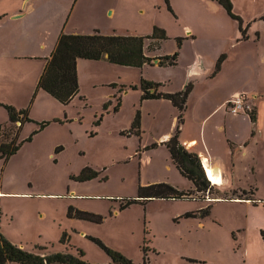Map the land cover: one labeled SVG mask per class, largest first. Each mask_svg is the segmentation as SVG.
<instances>
[{
	"label": "rangeland",
	"instance_id": "rangeland-1",
	"mask_svg": "<svg viewBox=\"0 0 264 264\" xmlns=\"http://www.w3.org/2000/svg\"><path fill=\"white\" fill-rule=\"evenodd\" d=\"M67 1H71L68 9ZM231 2L242 26L249 24L247 39L241 38L238 21L231 19L217 0L57 1L58 16L85 17L86 22H98L111 34L145 36L153 26L161 27L168 38L160 45L145 39V54L158 57L177 50L178 56L175 65L143 68L84 59L90 64L80 73L78 94L66 104L42 89L36 100L35 88L29 93L32 82L28 71L2 73L7 79L0 85V96L11 97L15 108L28 109L32 121L20 130L15 128L20 127V121L12 124V136L0 135V143L12 137L24 140L38 130L37 123L47 122L15 154L0 158V225L7 239L37 253L61 251L78 256L80 249L84 260L96 263L110 260L92 237L134 264L144 257L148 264H264V150L249 147V155L261 152L258 161L262 165L258 173L239 177L237 185L241 188L219 191L209 182V192L197 191L175 168L165 145H152L173 134L178 109L165 99L140 101V88L128 87L139 85L142 77L161 82L162 91L176 92L191 81L179 126L182 138L202 134L207 146L228 163L225 137L217 133L219 116L225 110L211 113L202 133L200 120L220 103L227 90L242 88L245 67L254 70L260 66L259 47L264 54V0ZM179 36L185 38L177 48L175 37ZM197 54L202 56L203 70L194 73L190 64L198 59ZM220 54L225 59L211 76ZM154 60L156 64L157 58ZM255 83L262 86L259 78ZM122 84L126 92H119ZM118 100L120 107L115 111ZM4 102L0 104H10ZM0 111L5 113H0L3 124L8 115L3 105ZM137 111L139 135L129 134ZM54 117L62 122L54 121ZM238 131L240 136L244 128ZM86 167L97 171V176L85 181L72 178ZM159 182L182 190L183 198H153L143 205L119 209L124 202L121 199L135 197L139 185ZM243 189L248 193L240 194ZM257 197L260 200L256 201ZM208 206L209 213L199 212ZM69 207L101 216L102 220L68 215ZM63 232L67 236L64 242L60 240ZM41 245L44 250L37 248Z\"/></svg>",
	"mask_w": 264,
	"mask_h": 264
},
{
	"label": "trees",
	"instance_id": "trees-1",
	"mask_svg": "<svg viewBox=\"0 0 264 264\" xmlns=\"http://www.w3.org/2000/svg\"><path fill=\"white\" fill-rule=\"evenodd\" d=\"M168 3V0H165ZM230 16L231 19L238 21L239 30L242 39H247V28L242 26V19L233 12V6L231 0H217ZM168 9L171 11L170 6L167 4ZM168 36L166 31L157 26H153L150 34L145 36L133 35V34H110L105 35L100 33L98 30L93 31L91 34H65L61 33L58 36L57 43L46 59V63L43 70L37 80L36 89H42L55 100L61 104L68 103L75 95L78 94L79 84L76 70V60L78 58L88 60H105L111 64H117L122 66H129L134 68H142L144 65H157L159 67H167L176 64L178 51L175 50L171 54L161 55L158 57L147 56L144 52V40L150 39L158 41V45L167 39ZM183 37H175V44L177 48L182 45ZM160 42V43H159ZM157 58V63L154 64L153 60ZM225 59L224 54H220L216 60L215 71H218L221 67L222 61ZM116 83H111V86H115ZM161 82L140 78L139 85H129L131 89L140 88L141 95L140 101L145 99H165L168 100L172 106L176 107L179 111L177 117V125L173 131V134L169 136L167 140L163 142L165 145L170 159L174 164L178 172L191 181L195 190L209 192L211 186L209 180L206 178L203 167L201 165V159L199 155L191 150L187 149L181 140H179V125L183 122V111L186 108L187 97L192 90V83L187 82L184 87L176 92H165L158 91V88L162 86ZM125 85H121L118 89L119 92L125 91ZM35 95V93H34ZM119 99V98H118ZM5 108L8 115V123L0 124V135L4 138L12 136L13 128L11 125L20 121L21 125L32 120L28 117V109H17L10 104H0ZM120 107V100L114 106V110L117 111ZM104 108L106 109L105 105ZM252 123L255 122L254 108L248 112ZM66 120V118H65ZM54 121L62 122L60 118H54ZM101 118H99L95 124H99ZM47 122H39L38 130H41ZM15 128H20L16 126ZM34 130L24 140L16 141V137H12L8 142L0 143V158L7 159L8 157L15 154L18 149L22 146L24 141H30L32 136L38 131ZM140 132V113L137 111L134 115V119L131 123L130 129L127 131L129 134H137ZM251 134H254V128ZM17 136V130L15 131ZM152 145H157L153 143ZM97 171L91 168L81 169L77 175L72 178L77 181H85L97 176ZM217 187L216 185H213ZM218 188V187H217ZM248 192L244 189L241 190L240 194L244 195ZM252 193V192H250ZM184 192L177 189L169 183L159 182L148 185H139L135 197L121 199L123 203L119 204V209H124L131 204H145V201L164 198V199H182ZM233 200V199H231ZM255 203V202H254ZM210 207L201 208L199 212L201 214L209 213ZM68 215L77 216L79 218L93 220L99 222L102 220L101 216L86 213L83 211L75 210L71 207L68 208ZM186 216H190V213H186ZM66 233H62L60 240L66 241ZM92 240L98 244L109 257L108 263H96L84 260L83 251L79 249V255H73L67 252H31L25 250L22 247L12 243L0 232V264H134L129 258H127L121 252L111 249L97 238ZM39 250H44L42 246H37ZM146 251L145 246L142 248ZM139 264H148L145 257Z\"/></svg>",
	"mask_w": 264,
	"mask_h": 264
},
{
	"label": "crops",
	"instance_id": "crops-1",
	"mask_svg": "<svg viewBox=\"0 0 264 264\" xmlns=\"http://www.w3.org/2000/svg\"><path fill=\"white\" fill-rule=\"evenodd\" d=\"M57 1L59 0H0V85L4 84L2 82L3 79H7V76H5L7 74L3 75V72L10 71L18 74V72L21 71H23V73L28 71L29 81L32 82L29 93L33 88L36 89L37 80L43 70L46 59L53 51L58 36L61 33L91 34L93 31L98 30L105 35L111 34V32H104L101 27L102 25L100 26L98 22H86L87 18L85 17L58 16ZM70 2L71 1H67L66 9L69 8ZM66 9L64 12H66ZM109 13H111V11H109L108 14ZM91 20H93V18H91ZM90 28L91 30L88 31ZM187 33V37H190L191 33ZM256 37L258 39L259 35L256 34ZM257 56L260 66L254 70L250 67H245L246 79L243 80L242 88L239 90H227L220 103L204 114L200 120L199 130H201L202 133V129L205 128L206 123L210 120L208 116L215 111L220 112V110H225L219 116L221 120L217 124V133H222L225 137L228 163H226L227 161H225L224 158L216 152H213L207 146L202 134L199 136L182 138V130H180V139L182 143L188 145L189 149L195 151L200 159L202 157L206 158L211 166L218 168L220 171L222 184L216 185L219 191L225 190L226 192L227 190L229 192L233 190L234 187L241 188L237 185L240 176L254 175L255 172L258 173L261 170L262 163L258 161L261 152H255L253 155H249L248 151L251 145L259 147L261 151L264 150V54H262L260 47L258 48ZM197 57L198 59L190 64V66L193 67L191 68V72L194 73H199L203 70L202 56L197 54ZM24 61L33 62L31 64H21V62ZM95 61L107 62L105 60ZM89 64L90 63H86L82 58L76 60L79 86L80 73ZM218 71L212 73L211 76H214ZM257 78L262 80V83H260L262 86L256 85L255 82ZM8 83L9 81L7 85ZM126 90L123 92H126ZM158 91H162L161 86L158 88ZM38 92L39 89L35 92L36 100L39 95ZM27 94L28 92L26 89L25 95ZM234 94H244L250 98L255 112L254 123L251 122L248 113H232L226 109V101ZM4 101H10V104L12 103L16 106L11 97L4 99L0 96V103H5ZM0 113L2 116L5 114L4 111H0ZM7 123L8 120L3 124ZM21 126L22 125H20V127ZM240 128H244V132L239 136L240 132L238 129ZM253 128L254 134L252 135L251 132ZM169 136L170 134H167L165 140H167ZM165 140L156 144H163ZM2 193L3 192L0 191V194ZM253 195L255 196L254 193ZM257 200L260 199L257 197L256 201ZM262 200L264 201V199ZM1 228L2 226L0 225V232L2 230ZM18 246L24 247L22 243H19Z\"/></svg>",
	"mask_w": 264,
	"mask_h": 264
},
{
	"label": "built area",
	"instance_id": "built-area-1",
	"mask_svg": "<svg viewBox=\"0 0 264 264\" xmlns=\"http://www.w3.org/2000/svg\"><path fill=\"white\" fill-rule=\"evenodd\" d=\"M226 109L232 113H248L251 110L252 102L249 97L244 94H234L226 101ZM16 125L19 121L15 122Z\"/></svg>",
	"mask_w": 264,
	"mask_h": 264
},
{
	"label": "bare ground",
	"instance_id": "bare-ground-1",
	"mask_svg": "<svg viewBox=\"0 0 264 264\" xmlns=\"http://www.w3.org/2000/svg\"><path fill=\"white\" fill-rule=\"evenodd\" d=\"M201 161L204 165V173H206V178L209 180V182L212 185H221L222 177L218 168H214L213 166H211L208 160L204 157L201 158Z\"/></svg>",
	"mask_w": 264,
	"mask_h": 264
},
{
	"label": "water",
	"instance_id": "water-1",
	"mask_svg": "<svg viewBox=\"0 0 264 264\" xmlns=\"http://www.w3.org/2000/svg\"><path fill=\"white\" fill-rule=\"evenodd\" d=\"M154 61H156V60H154ZM214 168H216V167H214Z\"/></svg>",
	"mask_w": 264,
	"mask_h": 264
},
{
	"label": "clouds",
	"instance_id": "clouds-1",
	"mask_svg": "<svg viewBox=\"0 0 264 264\" xmlns=\"http://www.w3.org/2000/svg\"><path fill=\"white\" fill-rule=\"evenodd\" d=\"M201 165H202V163H201Z\"/></svg>",
	"mask_w": 264,
	"mask_h": 264
}]
</instances>
